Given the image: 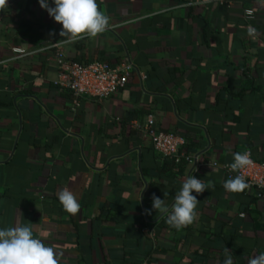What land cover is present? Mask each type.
<instances>
[{"label": "crops", "instance_id": "0c3cea01", "mask_svg": "<svg viewBox=\"0 0 264 264\" xmlns=\"http://www.w3.org/2000/svg\"><path fill=\"white\" fill-rule=\"evenodd\" d=\"M96 2L109 27L69 43L39 0L0 10V228L31 224L60 264H223L224 246L247 264L264 252V198L223 182L236 152L264 162V0ZM59 54L82 65L129 58L138 73L115 96L76 105L59 85ZM151 119L194 138L198 165L158 157ZM188 176L215 185L192 193L193 224L146 214L153 194L170 209ZM65 187L75 215L57 198Z\"/></svg>", "mask_w": 264, "mask_h": 264}, {"label": "clouds", "instance_id": "9594fccd", "mask_svg": "<svg viewBox=\"0 0 264 264\" xmlns=\"http://www.w3.org/2000/svg\"><path fill=\"white\" fill-rule=\"evenodd\" d=\"M39 3L55 22L62 25L59 35L65 38L62 39L65 43L85 37H96L109 27L110 18L99 10L96 0H52L54 7L49 6L48 0H39ZM7 4L8 0H0V10H3ZM247 32L253 38L258 35L257 29L252 25H248ZM252 163L249 152H236L233 154V162L227 167L232 172L240 173ZM214 187L211 181L205 183L195 176H188L183 180L182 187L176 193L170 209L165 199L153 194L152 208L146 209L145 212L148 215H151L153 210L168 213L166 223L180 230L193 224L198 218L196 208L199 201L192 193L202 194L205 190ZM249 187L241 174L229 177L223 182V188L230 193H240ZM166 195L164 193V196ZM57 198L68 214L75 215L79 212L80 204L67 187L57 193ZM19 214L23 216L22 213ZM223 252L225 256L223 264H234L231 251L224 246ZM60 255L34 235L31 224L17 223L15 226L0 228V264H60ZM247 264H264V252L250 257Z\"/></svg>", "mask_w": 264, "mask_h": 264}, {"label": "built area", "instance_id": "2783aa9c", "mask_svg": "<svg viewBox=\"0 0 264 264\" xmlns=\"http://www.w3.org/2000/svg\"><path fill=\"white\" fill-rule=\"evenodd\" d=\"M253 18L254 12L252 10H244V20L247 24H250ZM18 52L24 53L23 51ZM57 66L59 85L73 95L76 105H79L80 101L85 98L104 100L115 96L126 88L133 76L138 73L137 66L129 58L119 65H113L109 62H93L82 65L59 54ZM145 134L150 137L153 150L158 157L175 159L177 163L186 159L188 164L198 165V159L187 153L184 137L157 131L152 119L145 127ZM247 152L251 154L250 151ZM251 159L253 163L240 173L232 172L227 166L225 171L228 177H234L237 174L243 175L250 185L247 191L264 192V162L255 161L252 154Z\"/></svg>", "mask_w": 264, "mask_h": 264}, {"label": "trees", "instance_id": "16d2710c", "mask_svg": "<svg viewBox=\"0 0 264 264\" xmlns=\"http://www.w3.org/2000/svg\"><path fill=\"white\" fill-rule=\"evenodd\" d=\"M77 63V62H75ZM80 64V63H79ZM194 138H187L186 139V151L187 153H189L191 150L195 149L197 146L194 144ZM166 159H169L171 160L172 164L176 167H180V166H183V165H188L186 159L182 160L181 162L177 163L175 161V159H171V158H166ZM247 191V189H246ZM246 194L248 195V197H251V198H256V199H262L264 198V192L262 191H255L254 194H252L251 192L247 191Z\"/></svg>", "mask_w": 264, "mask_h": 264}]
</instances>
